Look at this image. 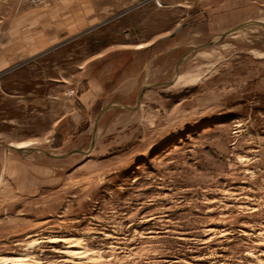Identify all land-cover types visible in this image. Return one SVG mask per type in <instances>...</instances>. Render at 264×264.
I'll return each instance as SVG.
<instances>
[{
  "label": "rangeland",
  "instance_id": "obj_1",
  "mask_svg": "<svg viewBox=\"0 0 264 264\" xmlns=\"http://www.w3.org/2000/svg\"><path fill=\"white\" fill-rule=\"evenodd\" d=\"M247 21L264 0H0V141L87 151L147 86L86 154L0 149V264H264V27L219 38Z\"/></svg>",
  "mask_w": 264,
  "mask_h": 264
},
{
  "label": "crops",
  "instance_id": "obj_2",
  "mask_svg": "<svg viewBox=\"0 0 264 264\" xmlns=\"http://www.w3.org/2000/svg\"><path fill=\"white\" fill-rule=\"evenodd\" d=\"M172 36V35H171ZM173 37H170V36H163L161 37L160 39H158L157 41H152L151 43L149 42L145 47V49H143L142 47V50H146L147 51V48H149L151 45L152 46H160V44H162L163 42L167 41L168 39H172ZM156 42V43H154ZM154 44V45H153ZM157 44V45H156ZM169 45V44H166V46ZM163 46V45H162ZM165 48L161 47V49H159L158 51L154 52L150 57H148L147 59L145 58H141V60H139V62L135 63V62H129L127 65L123 66L121 65V74L122 76H125L127 74L126 77H123L122 79H119L117 80L118 83L112 88V90L114 92L110 93L108 95L110 96H113V95H116V92L118 91H123L125 90L126 88H128V92H130V90H134L135 89V86L134 84L138 82L140 76L143 74V72L151 67L152 68V62L153 60L158 57V55H162V54H166L167 51L171 50L173 48V45H169L171 47H166ZM141 48H137V49H141ZM141 51V50H140ZM144 53V52H143ZM146 60V61H144ZM144 61V62H143ZM140 62H142V64H140ZM117 64L116 65H111L108 69V72L110 73H114V72H118L116 70H114L116 68ZM119 67V65L117 66ZM118 70V69H117ZM124 70V71H123ZM123 71V72H122ZM115 74V73H114ZM98 80L94 79V80H90L89 83H90V88H88V90H86L84 93H82L81 95V99L83 100V103L86 104V103H90L91 100L93 98H96L99 96L100 93L96 92L95 91V88L98 86V83L99 81L97 82ZM94 82V83H93ZM142 87V86H141ZM132 94H126V93H120V95H118V97H131ZM117 102H121V103H124L126 105H129L128 103L126 102H123V101H116V102H112V103H117ZM110 104V103H108ZM107 105V104H106ZM103 108V107H102Z\"/></svg>",
  "mask_w": 264,
  "mask_h": 264
},
{
  "label": "water",
  "instance_id": "obj_3",
  "mask_svg": "<svg viewBox=\"0 0 264 264\" xmlns=\"http://www.w3.org/2000/svg\"><path fill=\"white\" fill-rule=\"evenodd\" d=\"M248 25H260V26H263L260 22L258 21H247V22H244V23H241V24H238L234 27H232L231 29L221 33L219 35V38H223L225 37L226 35L228 34H231V33H235V32H238L240 29H242L243 27H246ZM176 31L173 33L175 34ZM212 41L209 40L207 42H204L202 44H200L199 46H206V45H209L211 44ZM180 61L181 59L178 61V63L176 64V67L173 71V76H177L178 75V66L180 64ZM174 82V77H172L171 79V83ZM166 83H170L169 81L166 82ZM147 88V86H142L137 94V98H136V104L131 106V105H126L124 103H121V102H117V103H110V104H107L105 105L99 112V114L97 115V118H96V124H95V127H94V134H93V138H92V143L90 145V148L87 150V151H84V150H80V149H73L67 153H63L61 155H55V154H52L44 149H38V148H29V149H26L25 147H19L18 145H14L12 143H4L2 141H0V149H8V150H14V151H17L19 153H27V152H33V151H36V150H40L42 151L43 153H45L46 155H50L52 157H62V156H66L68 154H71V153H83V154H86L88 153L92 147L94 146V143H95V140H96V131H97V128H98V122L100 120V117L102 116V114L104 112H106L107 110L111 109V108H114V107H121V108H125V109H135L137 108L139 105H140V102H141V98H142V95H143V92L144 90Z\"/></svg>",
  "mask_w": 264,
  "mask_h": 264
},
{
  "label": "bare ground",
  "instance_id": "obj_4",
  "mask_svg": "<svg viewBox=\"0 0 264 264\" xmlns=\"http://www.w3.org/2000/svg\"><path fill=\"white\" fill-rule=\"evenodd\" d=\"M157 45V44H156ZM138 47H141L140 45L138 46ZM188 70V69H187ZM189 73V72H188ZM194 76V75H193ZM190 78H191V76H190ZM176 80V79H175ZM189 80V79H188ZM188 80H186L185 78H183L181 75H178V78H177V80L175 81V84L176 85H178V86H183V85H186L188 82H191V81H188ZM193 80H194V78H193ZM176 87V86H175ZM14 145H16V144H14ZM19 147H24V145H18Z\"/></svg>",
  "mask_w": 264,
  "mask_h": 264
},
{
  "label": "built area",
  "instance_id": "obj_5",
  "mask_svg": "<svg viewBox=\"0 0 264 264\" xmlns=\"http://www.w3.org/2000/svg\"><path fill=\"white\" fill-rule=\"evenodd\" d=\"M30 2H33V3H37V2H40L42 0H29Z\"/></svg>",
  "mask_w": 264,
  "mask_h": 264
}]
</instances>
